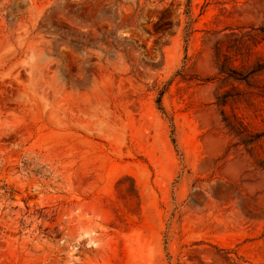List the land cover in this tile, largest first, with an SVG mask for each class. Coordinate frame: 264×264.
<instances>
[{
  "label": "rangeland",
  "instance_id": "rangeland-1",
  "mask_svg": "<svg viewBox=\"0 0 264 264\" xmlns=\"http://www.w3.org/2000/svg\"><path fill=\"white\" fill-rule=\"evenodd\" d=\"M262 24L264 0H0V264H264V146L223 120L264 130V71L219 70L264 59L227 49Z\"/></svg>",
  "mask_w": 264,
  "mask_h": 264
},
{
  "label": "trees",
  "instance_id": "trees-1",
  "mask_svg": "<svg viewBox=\"0 0 264 264\" xmlns=\"http://www.w3.org/2000/svg\"><path fill=\"white\" fill-rule=\"evenodd\" d=\"M186 13L189 16V4H187ZM243 36H248L249 39L246 41H241L242 44H236L235 46L228 45V51L234 50L236 53H240L241 45H244L247 49L251 50V46H257L264 41V24L255 27L251 26L250 30L242 32ZM231 56L229 54H224V65H222L219 70L220 73H224V78H233L241 82H245L247 85H253V77L264 71V59L255 61L249 68L242 72H237L231 65ZM264 86V85H263ZM231 94L228 92L224 93V104L228 103V98ZM160 103V99H159ZM224 123L229 131L237 138L236 144L243 145L248 152L252 153L253 150L257 148H263L264 146V130L253 129L249 124L245 123L242 119L236 115H228L224 111ZM259 165L264 169V160H262Z\"/></svg>",
  "mask_w": 264,
  "mask_h": 264
}]
</instances>
